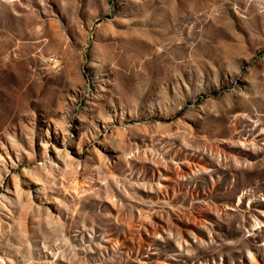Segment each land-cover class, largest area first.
I'll list each match as a JSON object with an SVG mask.
<instances>
[{
	"label": "rangeland",
	"instance_id": "obj_1",
	"mask_svg": "<svg viewBox=\"0 0 264 264\" xmlns=\"http://www.w3.org/2000/svg\"><path fill=\"white\" fill-rule=\"evenodd\" d=\"M0 264H264V0H0Z\"/></svg>",
	"mask_w": 264,
	"mask_h": 264
}]
</instances>
